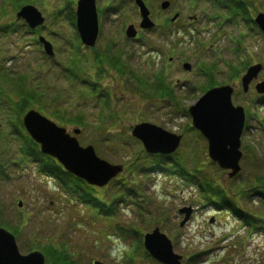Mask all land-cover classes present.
I'll list each match as a JSON object with an SVG mask.
<instances>
[{
	"label": "rangeland",
	"instance_id": "374dc122",
	"mask_svg": "<svg viewBox=\"0 0 264 264\" xmlns=\"http://www.w3.org/2000/svg\"><path fill=\"white\" fill-rule=\"evenodd\" d=\"M143 1L154 26L134 39L126 36V28L134 24L139 29L141 21L134 0H96L99 31L95 45L87 46L75 24L78 0H28L25 4L35 6L45 18L35 28L16 16L20 0H0V67L16 72L20 79L11 83L0 78L1 86L13 87L19 98L24 96L18 83L37 87L36 96L49 85L51 96L44 102L23 103L30 102L38 111L47 107L46 112L52 114L51 104L60 98L68 112H86L88 117L83 120L90 128L77 138L83 146H94L103 160L127 166L141 151L145 156L140 173L145 176L139 177L142 194L151 200L146 204L145 199L141 207L135 198L120 199L107 213L95 215L87 203L66 197L53 178L39 170V151L24 141L27 135L20 120L12 128L0 127V211L1 205L10 211L3 218L1 212L0 217L10 227L19 226L16 237L22 253L28 246H63L74 255L76 264H93L94 260L162 264L141 251L130 254L132 259L128 256L136 245L131 229L139 228L144 234L154 227L171 239L183 264H264V93L255 89L264 81V30L255 21L264 14V0H245L250 5L239 12L235 2L226 5L228 0ZM166 2L169 5L163 9ZM41 37L52 43L54 56L43 52L38 43ZM95 48L114 53L103 60L104 73L92 60ZM117 55L123 62L119 71L112 66L117 64ZM86 60L87 80L98 83L110 97L106 117L100 112L97 96H81L79 85L84 80L80 78L85 73L76 66L84 67ZM184 62L192 68L185 69ZM256 64L262 69L244 92L241 77L245 67ZM67 73L72 74L70 78ZM72 83L78 92H70ZM231 85L235 87L232 102L244 107L247 127L241 133V171L233 178L211 161L208 139L192 129L190 114L192 106L211 90ZM104 118L109 120L105 125ZM141 122L182 135L177 153L185 157L187 169L198 167L201 179L213 181L221 193L226 189L228 198L205 199L195 182L159 166L157 158L162 155L146 153L131 134L133 126ZM66 128L72 132L75 127ZM123 174L128 176V170ZM112 183L99 188L102 194L112 191ZM183 208L191 211L181 227L187 215L181 212Z\"/></svg>",
	"mask_w": 264,
	"mask_h": 264
},
{
	"label": "water",
	"instance_id": "95a60500",
	"mask_svg": "<svg viewBox=\"0 0 264 264\" xmlns=\"http://www.w3.org/2000/svg\"><path fill=\"white\" fill-rule=\"evenodd\" d=\"M142 17L140 28L150 29L154 23L149 18V10L143 0H135ZM168 2L162 4L165 9ZM17 17L23 18L30 28L43 24L45 18L33 5H26L17 13ZM264 14L256 17V23L264 30ZM76 26L82 42L87 46H94L99 31V22L96 10V0H78L76 7ZM137 30L134 25L126 28L128 37H135ZM44 44L47 54L53 55L52 44L40 40ZM189 70L191 65L184 64ZM261 65L250 67L242 78L244 90L254 79ZM259 92H264V82L256 86ZM231 87H223L211 90L196 105L190 109L194 127L199 129L208 139L209 156L219 164L220 167L231 169L229 174L233 177L240 171L239 162L242 157L240 151V136L242 133L245 115L241 106L234 107L231 101ZM23 124L36 143L41 145V152L55 157L66 169V171L87 181L90 185L103 186L123 170L122 165L111 164L99 158L94 148L80 146L76 137L71 136L67 130L58 126L50 119L41 115L36 110H30L23 118ZM149 127V128H148ZM150 126L146 122L133 127L132 135L140 139L148 152L170 154L180 145L182 135H175L160 128ZM152 135L150 136V132ZM74 133H79L78 129ZM191 209L185 208L184 225L189 218ZM146 250L157 260L164 264H181V256L173 253L172 242L169 238L155 228L144 236ZM45 256L40 251H32L22 254L16 243L15 236L0 227V264H44ZM96 264H102L96 261Z\"/></svg>",
	"mask_w": 264,
	"mask_h": 264
},
{
	"label": "trees",
	"instance_id": "16d2710c",
	"mask_svg": "<svg viewBox=\"0 0 264 264\" xmlns=\"http://www.w3.org/2000/svg\"><path fill=\"white\" fill-rule=\"evenodd\" d=\"M27 2L28 0H20V3L17 5V7L19 8L21 6H24V4ZM233 2H235V5H234L235 10H237L238 12L241 11L242 9L246 10L247 7L250 5L247 2H245V0H228L226 5L230 6L233 4ZM221 4L223 3L221 2ZM71 10L73 12V8ZM94 51H95V54L92 60L94 61V64L97 67H101L102 73H104L105 70H103L104 68L103 60L108 59L110 56L114 55V53H111L110 50H107V51L102 50L101 52V51H98L96 48L94 49ZM73 52L75 54L77 53V51H73ZM121 57H122L121 55H117L116 57L117 64L112 65V66H115L118 69V71L122 69L121 66L123 65V62L121 61L119 62ZM88 62L89 60H86V64L84 65V67L76 64L77 65L76 67L82 68V72L85 73L84 76L80 78L81 80H84L83 81L84 84L79 85L82 88L81 96L82 97H91V96L96 97L97 96L96 99L100 103V112L101 114H103V116L106 117V115H104V112H105V108L110 106L109 105L110 97L104 90L100 88L102 86H99L98 83L87 80V77L89 79L88 71H87ZM5 74L9 75L8 73H4V76H3L0 71V78L4 79V82H11V83L16 82L14 77L11 74L9 76V79L6 78ZM71 75L72 74L67 73L65 76L69 77ZM16 80H17V77H16ZM157 80L161 84V80L159 78H157ZM73 82H76V81H73ZM1 85L2 84L0 83V98L4 99L3 105L11 108V109H7L8 111H10V118H9L10 122L18 121L19 119L18 116L21 113H23L25 110L29 108H34V105H32L30 102L25 104L23 103V100L33 101V103H35L37 100H39L40 102H44L47 96L48 97L51 96L49 85L46 86L44 90L41 91V94L39 96H36V93L34 91H36L37 87H33L32 89H30L26 85L18 83L17 87L20 89V92L24 96V97H19L21 99L15 98V92L13 90V87L10 88V86L3 84L4 86L10 88L9 90L5 87H2ZM69 90L72 93L79 91V89H77V87L75 86V83H72L69 86ZM65 104H66L65 101L63 102L60 98H58L54 101L53 104H51V108L53 109L52 114H49L48 112H46L47 107L41 108L39 110L42 111L46 115L52 116L60 124L74 125V126L79 127L82 131H87V129L90 128V125H89V122L87 120L84 121L83 118L86 119V116L88 117V114L86 112L79 111L77 109H75L72 113H70L67 111V109H65L66 107ZM16 105H19L20 107H16ZM102 120L104 122V125L107 124L109 121L107 118H104ZM24 141L30 144V146L28 147L30 148L33 147L32 149H36L35 144L31 141V139L28 136H26V139ZM140 153L142 152L140 151ZM140 153L136 154V156H133V159L129 161V163H127L128 176H125L124 174L120 175V177H118L117 179L113 181L112 191H106L104 194H102L100 189L96 187H92L88 185L87 183H85L83 180L64 171L61 165H59L54 159H51L46 156H42L41 164L39 165V167L42 173L54 179V182L57 184L59 188H61V190L65 193L66 197H74V198L76 197L81 202L87 203V205L93 204L97 206L98 209H100V211L107 213V210L110 207H112L116 202H118L120 199H124V201H126L132 198H135V202H137V204H140L141 207H143L141 203H145V199L148 200L146 197H144V194H142V191H143L142 186H141L142 181L139 178L142 175L145 176V174L143 173L140 175L143 169L141 162H145L143 161L145 156H142ZM37 154L39 153L37 152ZM22 155H24V153H22ZM157 161L158 163L162 162L163 164L162 168H164L167 172L169 171L176 172L178 173L179 177L184 179L185 181L195 182L197 187L200 188L201 195L205 196L204 197L205 199L210 200V196L215 197L218 195L220 197H227L226 189L223 188L225 191L221 189L223 192H225V193H221L217 191L218 185L212 183L213 181L203 180V178L201 179L200 174H197L199 172L198 167H195L193 170L187 169L186 164H185L186 159L183 155H181L180 157L179 154L177 153L175 155L170 156L169 158L160 157L157 159ZM99 197H110V198L107 200H102ZM149 203H150V200L146 202V204H149ZM109 216H110L109 217L110 220L113 219L112 218L113 215H109ZM0 224H3V223H0ZM3 225H7V224H3ZM110 225H112V223ZM131 230H132V233L136 234V245L134 246V249H133L134 251L131 253H128V256L130 254L133 255L134 252H138V251H141L145 257L148 256V254L144 251L143 245L141 242L143 233L138 228L131 229ZM41 248L47 255L48 264H76V261L73 255H71L63 247H55L54 245H49L47 247L43 246ZM32 249H33L32 246H29L26 248L27 251H30ZM129 259H132V256H129Z\"/></svg>",
	"mask_w": 264,
	"mask_h": 264
}]
</instances>
